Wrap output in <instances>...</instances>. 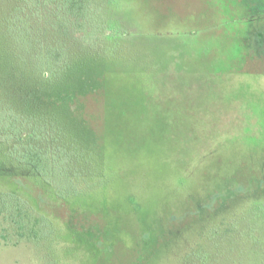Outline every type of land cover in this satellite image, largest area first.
<instances>
[{
    "label": "rangeland",
    "instance_id": "1",
    "mask_svg": "<svg viewBox=\"0 0 264 264\" xmlns=\"http://www.w3.org/2000/svg\"><path fill=\"white\" fill-rule=\"evenodd\" d=\"M86 16V46L133 51L108 105H87L107 125L105 183L72 212L47 206L60 236L0 246V264H178L246 211L264 239V0H88Z\"/></svg>",
    "mask_w": 264,
    "mask_h": 264
},
{
    "label": "trees",
    "instance_id": "2",
    "mask_svg": "<svg viewBox=\"0 0 264 264\" xmlns=\"http://www.w3.org/2000/svg\"><path fill=\"white\" fill-rule=\"evenodd\" d=\"M87 10L88 0H0V177L10 187L0 190L1 247L53 242L60 227L47 206L72 212L105 183L107 125L87 105H108V74L133 51L86 46L72 30L89 25ZM246 213L212 225L178 264L264 262Z\"/></svg>",
    "mask_w": 264,
    "mask_h": 264
}]
</instances>
